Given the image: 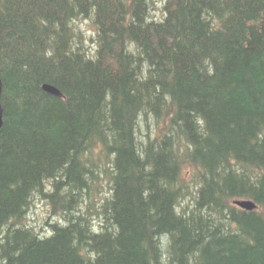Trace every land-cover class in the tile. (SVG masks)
Here are the masks:
<instances>
[{"label":"trees","instance_id":"obj_1","mask_svg":"<svg viewBox=\"0 0 264 264\" xmlns=\"http://www.w3.org/2000/svg\"><path fill=\"white\" fill-rule=\"evenodd\" d=\"M155 1L0 0V264H264V0Z\"/></svg>","mask_w":264,"mask_h":264},{"label":"rangeland","instance_id":"obj_2","mask_svg":"<svg viewBox=\"0 0 264 264\" xmlns=\"http://www.w3.org/2000/svg\"><path fill=\"white\" fill-rule=\"evenodd\" d=\"M159 1V2H158ZM156 8H162L163 3L161 0L155 1ZM162 11V10H161ZM158 13V12H156ZM154 12V14L156 15ZM157 16V15H156ZM159 17V16H158ZM88 22L83 23V28L88 29ZM89 30V29H88ZM90 31H88V35ZM60 216L53 212V207L49 201L45 198L37 197V199L33 200V203L30 207L28 214V223L32 226H35L38 230H47L49 231L50 226L47 224L56 222L59 220Z\"/></svg>","mask_w":264,"mask_h":264},{"label":"water","instance_id":"obj_3","mask_svg":"<svg viewBox=\"0 0 264 264\" xmlns=\"http://www.w3.org/2000/svg\"><path fill=\"white\" fill-rule=\"evenodd\" d=\"M2 87H3V82H2V79L0 78V130H1V127H2V124H3V107H2V100H1ZM43 87L50 94L57 95V96L62 95L60 90H58L57 87H55V86H53L51 84H44ZM237 203L242 205V206H245L247 208H252V206H253L251 202H247V201H238Z\"/></svg>","mask_w":264,"mask_h":264},{"label":"bare ground","instance_id":"obj_4","mask_svg":"<svg viewBox=\"0 0 264 264\" xmlns=\"http://www.w3.org/2000/svg\"><path fill=\"white\" fill-rule=\"evenodd\" d=\"M0 78H1V77H0ZM58 90H59V89H58ZM60 92H61V91H60ZM61 93H62V92H61ZM55 96H57V95H55ZM62 96H64L63 93H62V95H60L59 97H62Z\"/></svg>","mask_w":264,"mask_h":264}]
</instances>
